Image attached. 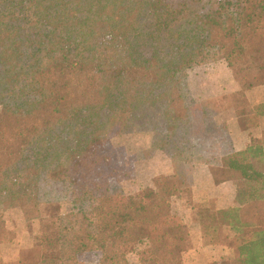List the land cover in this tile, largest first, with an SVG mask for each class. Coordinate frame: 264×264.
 Listing matches in <instances>:
<instances>
[{"label": "trees", "instance_id": "trees-1", "mask_svg": "<svg viewBox=\"0 0 264 264\" xmlns=\"http://www.w3.org/2000/svg\"><path fill=\"white\" fill-rule=\"evenodd\" d=\"M219 58L239 87L226 106L246 121L264 115L246 98L264 84V0H0V204L40 219L17 264H79L93 251L99 264H127L140 247L138 264H186L191 236L172 204L193 177L178 169L135 194L113 188L127 155L114 138L142 132L176 167L205 162L216 183H237L240 206L202 226L235 232L209 241L234 250L219 264H264V137L197 153L223 137L226 106L197 99L190 70ZM51 183L64 184L69 211Z\"/></svg>", "mask_w": 264, "mask_h": 264}, {"label": "rangeland", "instance_id": "rangeland-1", "mask_svg": "<svg viewBox=\"0 0 264 264\" xmlns=\"http://www.w3.org/2000/svg\"><path fill=\"white\" fill-rule=\"evenodd\" d=\"M228 76H233V73L224 58L195 66L190 70V85L195 97L199 100H215L216 103L226 106V103L231 102V94L235 92H231V81L227 80ZM248 102L250 107L254 106L253 102L249 100ZM248 117L245 123L253 125L256 117L254 118L253 114ZM245 118L246 116L243 120H246ZM114 142L122 147L127 155L118 158L120 173L112 178L113 188L135 194L146 188H155L158 178L160 180L164 179L160 177L172 176L178 169H183L184 172L186 170L188 176L193 177L195 166L188 164L185 168L176 167L167 153L154 146L152 132L119 135L114 138ZM198 150L197 153L201 154V150ZM192 182L194 183V178ZM50 185L53 200L61 205L64 213L69 211L72 204L69 196L64 193V184ZM172 208L189 228L191 246L184 256L186 264H219L231 256L220 244L211 245L209 241L216 240L218 236L213 233L207 234L205 228L201 226L203 222H211L206 219V215L217 212L216 199L197 198L192 189L184 192L182 198L174 199ZM0 218L4 226V230L0 233V258L5 264H17L23 252L36 246L40 234V219H27L21 208H4L1 204ZM228 234H230L229 227L224 226L220 230V240ZM140 251L142 247L129 252L125 263L138 264ZM79 264H99V253L93 251L82 254L79 257Z\"/></svg>", "mask_w": 264, "mask_h": 264}, {"label": "crops", "instance_id": "crops-1", "mask_svg": "<svg viewBox=\"0 0 264 264\" xmlns=\"http://www.w3.org/2000/svg\"><path fill=\"white\" fill-rule=\"evenodd\" d=\"M227 80L231 81V92L239 89L233 77L228 76ZM247 99L253 102L254 107L264 102V85L255 86L246 91ZM256 120L253 125L245 123L243 115H240L237 109L228 105L222 109L219 114V122L223 125V137L215 140L208 137L204 144L199 147L200 155L204 157L217 154L221 150V146L225 145L227 151H240L249 147L255 141L264 137V115L255 114ZM226 122V123H225ZM220 125V124H219ZM215 148V150H214ZM193 193L197 198L201 199H216L218 209H227L230 207L240 206L237 195L238 186L235 181L228 180L221 183H216L210 171V166L205 162L198 163L193 170ZM202 226V225H201ZM230 236L235 235V232L230 226ZM204 238V236H203ZM225 247L226 251L233 256L234 250L228 244L211 243V245H218ZM228 257V258H230ZM226 259V258H225Z\"/></svg>", "mask_w": 264, "mask_h": 264}]
</instances>
